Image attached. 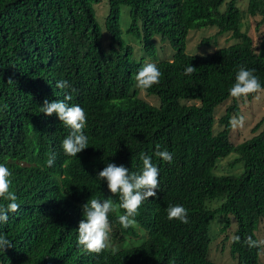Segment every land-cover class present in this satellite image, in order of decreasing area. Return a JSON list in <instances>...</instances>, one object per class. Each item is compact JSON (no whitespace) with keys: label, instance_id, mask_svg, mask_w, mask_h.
I'll return each mask as SVG.
<instances>
[{"label":"trees","instance_id":"1","mask_svg":"<svg viewBox=\"0 0 264 264\" xmlns=\"http://www.w3.org/2000/svg\"><path fill=\"white\" fill-rule=\"evenodd\" d=\"M238 1L0 0V102L6 134L16 141L20 132L22 139L34 132L32 120L39 119L35 112L43 115L40 106L45 99L63 100L66 89H57L56 83L67 80L70 90L104 105L96 119V133H118L114 144L123 146L102 148V164L120 166L131 155L124 161L135 156L130 166L139 165L140 173L141 153L150 156L159 169L157 195L146 200L153 211L165 210L174 199L183 201V207L191 209L189 225L200 231L201 242L226 233V240L232 237L231 254L240 264L249 247L247 238L259 240L257 233L264 231V138L236 145L229 136L237 117L255 114L247 102L264 91L238 101L229 90L241 66L254 69L264 88V0H249L246 9ZM253 24L258 41L250 35ZM206 27H217V36L227 35L232 43L206 56L187 53L190 31ZM212 40L216 44L217 37ZM166 44L176 50L172 63L159 58ZM148 62L156 64L162 76L143 94L135 77ZM190 65L196 71L185 75ZM90 79L96 83L94 89ZM136 114L139 119L134 125L131 117ZM119 121L121 127L113 125ZM157 145L173 155L171 164L155 155ZM120 148V159L112 157ZM233 155L230 165L221 166ZM65 160L84 171L78 156ZM69 170L72 176L76 168ZM27 175L32 193L47 201L60 187L39 167L28 168ZM16 182L15 177L11 188ZM97 183L104 186L97 198L111 197L119 205V196L112 195L98 176L81 185ZM15 195L17 203L25 201ZM52 195L54 200L62 197L60 203L68 200L64 193ZM87 202L80 199L70 205L71 210L76 206L82 210ZM118 214H124L123 209L109 213V219L116 220ZM233 224L237 229L228 232ZM1 229L13 247L0 251V264H68L63 252L67 243L47 239L44 228L33 227L23 217ZM236 236L240 242H235ZM261 250L259 245L252 251L257 256ZM80 251V247L71 249L73 257ZM123 257V252H117L112 264H126Z\"/></svg>","mask_w":264,"mask_h":264},{"label":"clouds","instance_id":"2","mask_svg":"<svg viewBox=\"0 0 264 264\" xmlns=\"http://www.w3.org/2000/svg\"><path fill=\"white\" fill-rule=\"evenodd\" d=\"M218 32L219 29L214 36L217 37L216 44H211L213 51L199 56L210 55L220 49L217 47L219 39L227 35L217 36ZM210 39L206 41L210 42ZM164 60L172 63L174 57L172 55L169 60ZM195 71L196 68L190 65L186 67L184 74L189 75ZM254 71L243 66L238 69L235 83L229 90L233 98L239 101L264 91ZM161 76L162 73L156 64L145 63L136 74L137 87L145 94L144 91L160 83ZM88 83L93 89L96 86L92 79ZM56 88L66 89L62 91L65 94L63 100L50 102L45 99L40 106L43 115L36 111L39 119L32 120V126H35L36 130L27 133L23 139L20 132L21 137L16 141L6 134L7 120L3 119L4 107L0 102V231L8 221L15 223L23 217L28 223L31 222L33 227L44 228L47 231V239L55 237L57 243H67L63 252L68 264H104L106 258H109L108 264H112L119 251L123 252L126 264H225L223 257L226 254L231 258V264H239L238 258L231 254L232 237L226 240V233L201 242L200 231L196 232L195 228L189 225L188 216L191 209H188V205L183 207V201L174 199L171 206L165 210L153 211L154 208L146 200L157 195L159 169L152 163L150 156L141 153L143 168L140 173L139 165L130 166L135 156L129 161H124L131 155L124 157V166L108 162L102 164L105 154V151L101 152L102 148L123 146L114 144L118 140V133H96V119L104 105L96 102L94 97L84 98L77 89L70 90L72 86L67 80L58 81ZM154 102L157 103V100ZM194 102L195 100L189 101V105ZM251 102L247 103L250 105ZM263 118L264 115L251 128V121L246 116L237 117L235 120L242 121L244 128H250L247 140H255L264 138V124L259 126ZM138 119L139 114L131 117L134 125ZM120 124L121 121L113 125L121 127ZM22 142L25 143L16 152L17 146ZM122 148L114 151L112 157L120 159L119 151ZM159 149L160 146L157 145L155 155L171 164L173 155L167 150ZM77 156L81 159L79 167L84 171L78 170L76 165H69L65 160ZM101 164L106 167L98 172L102 168ZM36 167L59 182L60 187L53 193L58 196L66 194V202L60 203L62 197L60 200H54L53 193L48 194L50 201L32 193L27 173L28 168ZM72 167L76 170L71 176L69 168ZM97 176L103 183L106 181L112 195L119 196V205L115 204L111 197L97 198L103 185H81ZM15 177L17 182L11 188ZM48 191H51V187ZM15 194L24 196L25 201L17 203ZM80 199L88 202L82 206V210L79 206L71 210L72 204L78 203ZM118 208L123 209L124 214H118L116 220H110L109 213L117 211ZM236 229L237 225L233 224L228 228V232ZM257 236L259 240L254 241L249 236L245 241L249 247L245 249L246 256L240 264L264 262V258H261L264 252L262 237L260 233H257ZM234 239L235 242H240L239 236ZM259 245L262 250L256 256L252 250ZM12 247V241L0 233V251L5 252ZM78 247L81 251L76 252L73 257L71 249L76 251Z\"/></svg>","mask_w":264,"mask_h":264},{"label":"rangeland","instance_id":"3","mask_svg":"<svg viewBox=\"0 0 264 264\" xmlns=\"http://www.w3.org/2000/svg\"><path fill=\"white\" fill-rule=\"evenodd\" d=\"M248 1L249 0H239L238 3H240V6L243 9H246L248 7ZM103 16L100 13L99 14V20H102ZM218 28L217 27H206V28H201V29H194L192 30L187 38V46H186V52L189 54H194V55H205L208 52L213 51V46H209L206 43V39H210L212 37L215 36L216 32H217ZM250 35L253 36V38H255L257 41L259 40V36L257 34V32L255 31V25H251L250 28ZM228 37L227 36H222L219 39V45L217 46L218 48H223L228 46L230 43L232 42H227ZM211 44L214 43L213 40H211ZM166 52L165 54L160 53L159 54V58L162 59L163 57L169 60V57H171L176 50L170 45V44H166ZM167 56V57H166ZM250 108L251 111L255 114L252 113H247L246 117L247 119H249L251 122L249 124L250 128L253 127V125H255L258 122V119L263 116L264 114V93L260 94L254 101L251 102L250 104ZM234 127L235 129H233V131L230 134V139L234 144H240L242 142H244L245 140H247L248 137V132H249V127L248 128H244V124L242 121H236L234 123ZM235 156H231L229 158H227L226 160H223L220 164L223 167H226L227 165H230L232 162H229L230 159H234ZM261 237H262V243L264 246V231L262 233H260ZM227 255V254H226ZM224 256L223 260L226 261L224 262L225 264H231L230 259L228 256ZM261 258H264V252H262L261 254ZM262 264H264V262H262Z\"/></svg>","mask_w":264,"mask_h":264}]
</instances>
